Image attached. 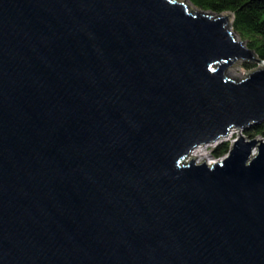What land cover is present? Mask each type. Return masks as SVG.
<instances>
[{
	"label": "water",
	"instance_id": "obj_1",
	"mask_svg": "<svg viewBox=\"0 0 264 264\" xmlns=\"http://www.w3.org/2000/svg\"><path fill=\"white\" fill-rule=\"evenodd\" d=\"M227 16L0 0V264H264V61Z\"/></svg>",
	"mask_w": 264,
	"mask_h": 264
},
{
	"label": "trees",
	"instance_id": "obj_2",
	"mask_svg": "<svg viewBox=\"0 0 264 264\" xmlns=\"http://www.w3.org/2000/svg\"><path fill=\"white\" fill-rule=\"evenodd\" d=\"M192 7L209 11L214 14H231L230 27L236 37L252 50L255 56L264 61V0H186ZM257 64L242 63L246 69H252ZM248 138L264 137V122L252 124L242 131ZM229 148V140L215 144L210 149V155L220 158Z\"/></svg>",
	"mask_w": 264,
	"mask_h": 264
},
{
	"label": "rangeland",
	"instance_id": "obj_3",
	"mask_svg": "<svg viewBox=\"0 0 264 264\" xmlns=\"http://www.w3.org/2000/svg\"><path fill=\"white\" fill-rule=\"evenodd\" d=\"M178 2H181L183 0H176ZM192 6V5H191ZM193 8V7H191ZM222 15H228V25H230V22H231V14L229 13H222ZM242 63L241 61H237L235 63H233L232 65H230L226 72L228 74V76L230 78H233V79H242L244 77H246L252 70L256 69V68H259L260 65H256L254 68L252 69H246L242 66ZM236 133L237 131L236 130H233L232 132H230L228 134V136H226L225 138H223L222 141L224 140H229V147H230V144L232 143L233 140H235L236 138ZM221 141V142H222ZM216 143H213V144H207V145H202V146H198L197 148H195L194 150H192L191 154H195V153H199V156L198 158H196L195 156V161L196 162H200V161H205L206 163H208L207 161H210L212 162L214 160V158L210 155V149L215 145ZM229 149V148H228ZM228 152V151H227ZM227 154V153H226ZM225 154V155H226ZM225 155H223L221 158L225 157Z\"/></svg>",
	"mask_w": 264,
	"mask_h": 264
},
{
	"label": "bare ground",
	"instance_id": "obj_4",
	"mask_svg": "<svg viewBox=\"0 0 264 264\" xmlns=\"http://www.w3.org/2000/svg\"><path fill=\"white\" fill-rule=\"evenodd\" d=\"M180 1H181V0H180ZM183 2H184L189 8L192 7V6H191L186 0H183ZM191 152H192V151H191ZM194 156H195L196 158L200 157V156H199V153L191 154V157L195 159ZM207 162H208V163H211L210 161H207Z\"/></svg>",
	"mask_w": 264,
	"mask_h": 264
},
{
	"label": "built area",
	"instance_id": "obj_5",
	"mask_svg": "<svg viewBox=\"0 0 264 264\" xmlns=\"http://www.w3.org/2000/svg\"><path fill=\"white\" fill-rule=\"evenodd\" d=\"M219 159H221V157L220 158H217V159H214L213 161H216V160H219Z\"/></svg>",
	"mask_w": 264,
	"mask_h": 264
}]
</instances>
